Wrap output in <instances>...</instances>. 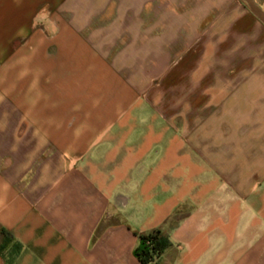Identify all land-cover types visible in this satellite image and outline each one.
<instances>
[{
	"label": "crops",
	"instance_id": "1",
	"mask_svg": "<svg viewBox=\"0 0 264 264\" xmlns=\"http://www.w3.org/2000/svg\"><path fill=\"white\" fill-rule=\"evenodd\" d=\"M111 2L0 0V103L25 108L0 116V264H142L155 230L151 264H264V103L155 114L109 70Z\"/></svg>",
	"mask_w": 264,
	"mask_h": 264
},
{
	"label": "rangeland",
	"instance_id": "2",
	"mask_svg": "<svg viewBox=\"0 0 264 264\" xmlns=\"http://www.w3.org/2000/svg\"><path fill=\"white\" fill-rule=\"evenodd\" d=\"M111 3L107 11L91 12L92 20L108 23L109 70L129 81L136 98L152 103L155 114H179L180 103H200L205 117L212 103L221 111L264 103V42L241 1ZM23 110L20 103H0V116Z\"/></svg>",
	"mask_w": 264,
	"mask_h": 264
},
{
	"label": "trees",
	"instance_id": "3",
	"mask_svg": "<svg viewBox=\"0 0 264 264\" xmlns=\"http://www.w3.org/2000/svg\"><path fill=\"white\" fill-rule=\"evenodd\" d=\"M3 240L2 245L10 242V237L6 232L3 233ZM167 244L168 242L162 238L160 232L155 230L140 235L139 244L134 250V253L142 264H151L160 259Z\"/></svg>",
	"mask_w": 264,
	"mask_h": 264
}]
</instances>
